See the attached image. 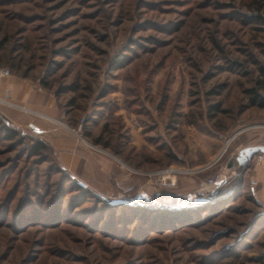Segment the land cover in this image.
<instances>
[{"label": "rangeland", "instance_id": "1", "mask_svg": "<svg viewBox=\"0 0 264 264\" xmlns=\"http://www.w3.org/2000/svg\"><path fill=\"white\" fill-rule=\"evenodd\" d=\"M262 68L264 0H0V264H264Z\"/></svg>", "mask_w": 264, "mask_h": 264}, {"label": "water", "instance_id": "2", "mask_svg": "<svg viewBox=\"0 0 264 264\" xmlns=\"http://www.w3.org/2000/svg\"><path fill=\"white\" fill-rule=\"evenodd\" d=\"M264 153V145H251L242 148L237 156V160L240 165H243L248 160H250L257 153ZM120 200H115V202H119Z\"/></svg>", "mask_w": 264, "mask_h": 264}, {"label": "trees", "instance_id": "3", "mask_svg": "<svg viewBox=\"0 0 264 264\" xmlns=\"http://www.w3.org/2000/svg\"><path fill=\"white\" fill-rule=\"evenodd\" d=\"M261 70H262V74L264 75V68H262ZM259 84L261 87H264V78L260 79ZM248 91L252 94L251 99L253 104L264 106V96L258 94L254 89H249ZM7 135L10 137L14 136V134L11 131L7 132ZM43 147L44 144H38V146L37 145L34 146V148H37V150H41V148Z\"/></svg>", "mask_w": 264, "mask_h": 264}, {"label": "bare ground", "instance_id": "4", "mask_svg": "<svg viewBox=\"0 0 264 264\" xmlns=\"http://www.w3.org/2000/svg\"><path fill=\"white\" fill-rule=\"evenodd\" d=\"M170 175L171 174H169V173H167L166 175H165V178L166 177H168V178H170ZM174 181V180H173ZM176 181V180H175ZM214 183L212 182L211 183V185H208V184H203V186H202V188L200 189V192H206L207 190H210V189H212V188H214Z\"/></svg>", "mask_w": 264, "mask_h": 264}, {"label": "built area", "instance_id": "5", "mask_svg": "<svg viewBox=\"0 0 264 264\" xmlns=\"http://www.w3.org/2000/svg\"><path fill=\"white\" fill-rule=\"evenodd\" d=\"M1 73L2 74H9V71L8 70H1ZM0 101H3L2 98L0 97ZM213 182V181H212ZM211 182V183H212ZM211 183H208V185H211ZM214 183V182H213Z\"/></svg>", "mask_w": 264, "mask_h": 264}, {"label": "crops", "instance_id": "6", "mask_svg": "<svg viewBox=\"0 0 264 264\" xmlns=\"http://www.w3.org/2000/svg\"><path fill=\"white\" fill-rule=\"evenodd\" d=\"M261 169H264V167H262ZM262 181L264 182V177L262 178Z\"/></svg>", "mask_w": 264, "mask_h": 264}]
</instances>
